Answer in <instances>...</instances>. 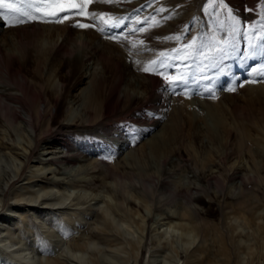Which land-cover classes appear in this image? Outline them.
<instances>
[{
  "label": "rangeland",
  "instance_id": "rangeland-1",
  "mask_svg": "<svg viewBox=\"0 0 264 264\" xmlns=\"http://www.w3.org/2000/svg\"><path fill=\"white\" fill-rule=\"evenodd\" d=\"M6 3L13 7L0 9L3 13L0 45L15 55H20L17 44L30 50L34 45L41 44L42 49H47L53 41L60 42L64 25L71 36L80 34L96 47L88 65L92 68L86 74L82 67L71 66L73 55L64 47L62 62H51L45 54L46 59L43 57L27 67L24 77L18 74L7 85L10 93L24 100L29 109L39 104L44 119L49 117L44 112L45 104L48 101L55 104L50 92L58 89L61 93L57 105L50 108L51 116L57 117L44 136L52 147L42 148L43 141L30 164L61 155L59 143L67 141L75 145L72 151L81 160L62 163L65 173L59 174V162L53 157L55 173L48 176L78 179L81 165L90 158L97 156L98 161L112 166L119 161L117 158H122L127 165L125 171L121 167L109 170L104 183L111 186L113 180L121 177L125 188L131 190L129 193H138L150 201L146 209L141 200L128 194L123 204L116 201L115 210L117 216H130L138 208L149 219L147 230L162 216L159 207L168 210L164 203L174 210L181 201L191 203L192 198L200 197L187 205L199 211L204 221L227 234L228 219L223 206L234 204L241 191L245 210L256 219L264 218V0H93L87 8H81L84 15L70 10L68 24L67 20L60 22L37 13L38 7L55 10L42 0H6ZM75 3L82 5L83 0ZM65 7L68 8V3ZM32 16L37 18L30 19ZM77 21L93 27H74ZM256 32L262 40L258 37L253 42ZM194 39V46L185 48ZM185 55L189 59H181ZM144 67L150 71L145 73ZM177 76L185 79L172 84L165 82V77ZM202 76L207 79H201ZM154 82L158 85H152ZM88 109L91 114L95 112L89 124L84 122ZM71 118L74 120L70 121ZM58 125L73 133L70 136L68 131L55 133ZM87 130L89 137L82 139ZM122 139L124 143L119 142ZM89 142L97 146L86 150ZM57 159L63 162L61 157ZM202 166L205 173L212 168L214 176L204 177V172H200ZM232 167L239 173L228 180ZM29 171L27 168L17 186L25 184ZM101 184L96 181L93 186ZM144 185L152 187L154 195L145 196ZM208 195H215V201ZM14 200L9 197L7 202ZM129 200L135 205L129 206ZM8 213L1 208L0 214L5 218H9ZM91 217L89 214L90 220L85 222L90 224ZM56 218L47 222L55 224V230L67 238H77L71 223L83 225L77 221L78 215L70 222L60 214ZM254 230L253 226L245 227L241 233L249 234V244L255 242ZM21 236L42 251L56 249L53 239L34 228ZM142 244L140 264H147L150 246L147 235ZM232 246L237 247V243ZM263 263L264 259L253 261Z\"/></svg>",
  "mask_w": 264,
  "mask_h": 264
},
{
  "label": "bare ground",
  "instance_id": "bare-ground-1",
  "mask_svg": "<svg viewBox=\"0 0 264 264\" xmlns=\"http://www.w3.org/2000/svg\"><path fill=\"white\" fill-rule=\"evenodd\" d=\"M61 30L62 40L53 41L47 49H42L40 44L29 50L26 46L17 44L19 56L0 45V210L4 207L9 211V218L0 214V264H140L142 243L146 235L150 240L147 255L145 254L148 257L147 264H243V260L244 264H253L255 259H264V221L260 222L262 220L260 218L263 217L256 219L245 210V200H241L242 191L241 195L236 196L234 204L227 203L223 206L228 219L227 234L204 221L200 218L199 211L187 205L198 201L200 197L192 198L191 203L181 201L176 204L174 210L170 208L169 203H164L169 207L168 210L159 207V214L162 216L155 220L150 230H147L146 223L149 219L140 214L138 208L132 211L130 207L129 210L132 211L130 216H117L115 210L116 201L119 205L123 204L128 200V194L134 199L141 200L146 209L149 208L150 201L138 193H129L131 190L125 188L121 177L113 180L111 186L104 183L109 170H119L121 167L122 171H125L127 165L122 158H117L119 161L114 162V166L98 161L97 156L90 158L87 163L81 165V171L77 173L80 177L78 179L48 176L55 173L53 157L63 159V162L57 158L55 160L59 162L57 164L59 174L65 173V168L61 167L62 163L73 164L81 160L77 153L72 151L75 145L67 141L59 143L61 155L54 153L53 155L58 156H47L46 162L35 163V160L30 164L31 159L36 158L33 155L38 154L36 150L43 141L45 145L42 148L52 147V142L47 141L44 136L50 131L57 117L51 116L50 108L57 105L61 93L58 89L50 92L55 104L51 101L45 104L44 112H48L49 117L44 119L39 104L34 109H29L24 100L10 93L7 85L18 74H24L28 66L41 61L45 54L51 62H54L53 60L62 62L64 59L61 51L64 47H68L70 54L73 55L69 61L72 67H82L85 74L90 71L92 65L91 67L88 65L96 53V47L89 45L87 38L80 34L71 36L66 25ZM47 32L51 34L52 31L48 29ZM258 37L259 34L254 33L253 42ZM250 41L249 39V43ZM32 51H37L38 54L34 55ZM68 60L69 57L67 62ZM153 84L156 86L158 82ZM262 92L264 93V90ZM21 94L25 95V92ZM85 97L86 95L84 100L87 99ZM93 114L95 112L91 114L88 109L84 122L89 124ZM66 131L69 136L73 133L59 125L55 129V133L58 134ZM89 133L90 130H87L86 135L82 134V139L89 137ZM15 137L21 140H15ZM119 142L124 143L123 139ZM89 144L86 150L88 148L92 150L97 146L94 143ZM198 163L202 165V160L198 159ZM27 168H30V173L25 184L17 186ZM211 169L205 173L202 166L200 172H204V177H212L215 173ZM230 169L228 180H233L239 172L237 168ZM96 181H101L102 184L94 187ZM143 188L145 196L154 195L149 185H144ZM9 197L15 199L14 202H7ZM208 197L213 201L216 199L215 195ZM128 203L129 206L135 205L131 200ZM58 214L65 218L66 222H70L76 214L77 221L87 225L80 229L82 224L72 222L73 233L78 235L74 239L67 238L55 230V224L47 222V220L54 222ZM89 214L93 216L90 224L85 222L90 220ZM40 216L43 218L40 219ZM20 223L21 227L18 225ZM252 226L255 227L256 235L252 237L255 242L249 244L251 240L248 238L249 234L246 232L243 236L241 233L245 227ZM33 228L53 239V245L56 247L53 252L42 251L34 242L30 243L22 238V234L32 232ZM210 234L212 240L208 242ZM232 243H237V247L232 246Z\"/></svg>",
  "mask_w": 264,
  "mask_h": 264
},
{
  "label": "snow or ice",
  "instance_id": "snow-or-ice-1",
  "mask_svg": "<svg viewBox=\"0 0 264 264\" xmlns=\"http://www.w3.org/2000/svg\"><path fill=\"white\" fill-rule=\"evenodd\" d=\"M42 2L46 5L50 4L53 6V8H55L54 11H45L42 10L41 8H37L36 12L45 16V17H53L58 19L60 22H64L65 20H69V11L70 10H75V14L76 15H84V13L81 11V8H87V6L89 4H91L93 2V0H83L82 5L81 4H77L75 3V0H42ZM65 3H68V8L65 7ZM13 6L9 3H6V0H0V9H11ZM160 11L163 13L164 10L160 9ZM3 13L0 12V16H2ZM62 16V18H61ZM36 16H32L30 17V19H36ZM162 19H164L165 17L162 16ZM20 22H24L23 20H21ZM74 27H78L80 29H88L93 27L92 24L89 23H82L77 21V23L75 25H73ZM115 25H109L108 27H112ZM141 31H143V29H141ZM111 38V37H110ZM195 44V39L193 40V42L191 44H187L185 45V48H192ZM223 49H219L218 51H222ZM181 59L183 60H187L189 59L188 55H185L184 57H182ZM153 64H155L156 62L153 61ZM143 71L145 73L149 72L150 69L149 67H144ZM203 71V70H202ZM185 77L183 76H177L175 78L172 77H165V82L168 84H172V83H176V82H180L182 80H184ZM201 79H207V77H201ZM231 90V89H229Z\"/></svg>",
  "mask_w": 264,
  "mask_h": 264
}]
</instances>
